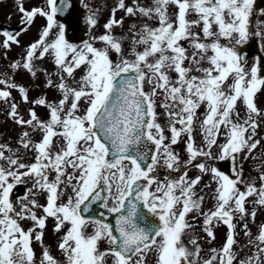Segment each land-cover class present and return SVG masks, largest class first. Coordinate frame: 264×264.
<instances>
[{
    "label": "snow or ice",
    "instance_id": "snow-or-ice-1",
    "mask_svg": "<svg viewBox=\"0 0 264 264\" xmlns=\"http://www.w3.org/2000/svg\"><path fill=\"white\" fill-rule=\"evenodd\" d=\"M81 4L79 43L60 20L71 0H16L22 27L0 29L4 59L20 48L0 71L20 127L16 147L0 143V264H264V60L241 48L255 35L264 51L254 0H114L102 24ZM19 71L43 72L56 95L30 98ZM215 161H231L230 174Z\"/></svg>",
    "mask_w": 264,
    "mask_h": 264
},
{
    "label": "rangeland",
    "instance_id": "rangeland-1",
    "mask_svg": "<svg viewBox=\"0 0 264 264\" xmlns=\"http://www.w3.org/2000/svg\"><path fill=\"white\" fill-rule=\"evenodd\" d=\"M24 6L26 8L32 7V6H39L42 3V0H23ZM86 3L90 4L94 9L98 8L99 9V19L101 21V24L104 22V20L108 17L110 13V9L114 4V0H85ZM127 2V0H126ZM142 3H150V0H141ZM76 3L80 5L81 9H84V7L81 4V0H76ZM264 8V0H262V7ZM86 12V9H84ZM19 13L16 10V0H0V24L7 25L9 27H22V25L19 24ZM122 15V13L117 12V16ZM10 16V18H9ZM252 26H251V31L255 32L257 30V21L264 22V14H259V12L254 15L252 18ZM42 23V18L37 17L35 25L31 27L30 30L26 31L25 33H22L21 36L19 37L21 44H26L28 42H31L36 36L38 32V26ZM128 21L125 22V27H127ZM85 25L83 18H82V26ZM96 32H100L101 28H96ZM117 34H121L120 30L117 29ZM256 42L260 49H262V42L259 37H256L255 35L250 36L249 40L246 42ZM262 51V50H261ZM20 52V48L13 46L11 50L7 52V59H4V53L0 51V71H4L6 65L9 63L10 60L17 58L18 53ZM264 53V51H262ZM254 56H251L249 58V63L252 62V59ZM43 67L51 70L53 67L49 61L45 60L43 62ZM15 80L26 86L28 88V95L30 98H34L37 95L43 94L44 92H47V96L49 99H51L53 96L56 95L55 91L52 89H44L43 88V72L39 74V76L33 81V78L25 71H19L15 74ZM13 96L17 97V100H19V97L17 96V93L13 91L12 93ZM257 104L260 105L261 107H264V91H261L258 93L257 96ZM29 105L23 104L21 102V112L24 114V109H26ZM36 111L38 114L43 116L45 109L43 107H37ZM44 111V112H43ZM25 118L26 114H25ZM20 131V127L15 125L11 119H9L6 116V106L3 104V102H0V143L2 142H8L11 144L13 147H16L15 141L18 137V133ZM260 133L262 137H264V124L261 125L260 128ZM177 147H180L178 144ZM257 155L259 156V152H257ZM260 160H264V156H260ZM260 160H250L249 162L244 164V170H245V175H248L251 173L252 175H256L257 173L252 171L253 165L260 163ZM218 161H215V163ZM195 169H190L189 170V175H194L195 174ZM165 174V170H161V177ZM204 180L207 181L208 177L205 176ZM23 187V186H22ZM43 202V201H42ZM210 203V201L208 202ZM263 216V219L260 221H264V210H261L258 212L256 216V220ZM258 221V222H260ZM30 223V222H26ZM49 230H46L44 233V241L47 244H52L54 241L55 237L50 231V225L51 221L49 220ZM224 226H220V228H217L219 231V234L222 235L224 234ZM216 229V230H217ZM253 231H255V228H253ZM221 240V237H219ZM241 242L244 241V237L239 238ZM221 242L219 240L214 241V245L218 246L220 245ZM37 252H39V247L37 246L36 248ZM247 251V249L245 250ZM243 255V252L241 253Z\"/></svg>",
    "mask_w": 264,
    "mask_h": 264
},
{
    "label": "water",
    "instance_id": "water-1",
    "mask_svg": "<svg viewBox=\"0 0 264 264\" xmlns=\"http://www.w3.org/2000/svg\"><path fill=\"white\" fill-rule=\"evenodd\" d=\"M254 50V48L253 47H251V48H242V55H248L249 53H251L252 51ZM262 60H264V59H262Z\"/></svg>",
    "mask_w": 264,
    "mask_h": 264
}]
</instances>
